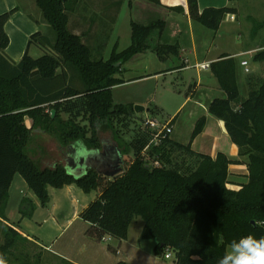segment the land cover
<instances>
[{"label":"trees","instance_id":"16d2710c","mask_svg":"<svg viewBox=\"0 0 264 264\" xmlns=\"http://www.w3.org/2000/svg\"><path fill=\"white\" fill-rule=\"evenodd\" d=\"M148 1L159 4V0ZM186 2L189 17L211 30H217L225 17L236 14L234 5L199 11L197 0ZM80 3L81 0H35L55 38L51 40L40 30L33 32L18 61L4 52L9 43L4 24L18 7L0 14V254L8 264H29L25 260L30 257L28 253H20L26 256L20 260L14 251L16 243L26 238L4 222L8 188L15 173L23 178L41 206L48 201V186L60 188L75 183L84 192L97 191L96 198L78 214L90 224L86 231L90 237L99 241L104 236L126 239L130 223L140 217V238L155 241V255L164 256L170 250L174 264H216L231 240L249 233L264 235V78L247 75L248 91L242 97L235 59L223 55L209 64L224 96L212 98L206 111L221 122L236 145V159L221 151L212 157L192 149V140L205 126L204 116L195 121L186 144L166 136L154 145L150 133L139 130L130 142L125 141L112 121L117 118L127 125L136 113L133 105L113 103L111 87L123 82L115 75L135 54L151 49L160 61H166L178 57L179 47L161 41L163 20H130L129 45L118 51L114 44L106 59L95 60L91 46L100 48L101 43L85 42L89 32L75 33L69 26L68 13L81 19ZM170 9L183 11L181 6ZM263 26L264 20L255 21L253 34ZM153 35L157 41L149 46L148 39ZM30 45L43 53L30 56ZM253 60L264 61V49L257 50ZM181 67L182 63L174 61L167 70ZM77 108H83L87 124L75 120ZM34 130L53 136L61 147L79 142L92 151L101 149L100 135L109 131L119 150L122 170L107 177L88 168L75 177L58 161L41 167L27 152ZM146 145L144 158L141 150ZM175 151L184 152L193 163L173 161ZM153 159L163 163L152 165ZM233 163H243L247 168L246 178L237 188H231L228 180L229 165ZM26 204L28 209L21 214L30 217L34 208Z\"/></svg>","mask_w":264,"mask_h":264},{"label":"crops","instance_id":"0c3cea01","mask_svg":"<svg viewBox=\"0 0 264 264\" xmlns=\"http://www.w3.org/2000/svg\"><path fill=\"white\" fill-rule=\"evenodd\" d=\"M246 1H249L248 5L252 10V13L250 14L260 17L261 19L262 15H264V0ZM238 3L239 0H236L234 3H230L228 0H197L199 11L206 7H222L228 5H234L236 7V14L233 15V18H230L229 16L225 17L217 30H211L189 17L186 0H159V4L150 2L148 0H81L79 8L81 13L80 20L82 23L81 29L89 33L92 31L111 32V30H113L118 24L119 15L123 8L127 10L128 15L130 16L129 21L133 20L138 23H148L157 19L163 20L165 22V26L160 39L163 43L177 44L179 47L178 57L168 58L166 61H160L156 54L153 55L142 52L135 54L131 57V59L134 57H137V59H146L148 56H151L153 62H156L155 69L152 70L155 75L169 73L173 74L178 72L181 73L184 70L193 68L196 72L198 80L193 84V99L190 98V110L195 108L198 109V106L204 109L206 114H202V116L206 118L207 122V119L209 118V114L206 111L208 102L214 97L224 96V92L219 88L217 80L212 75L210 68H199L195 66L196 64H210L211 62L220 59V57L223 55L233 57L236 62V76L239 92L241 91L240 89L243 91L245 88V91H243L245 95H247L248 91L246 84L247 75L250 74L256 77V79L264 78V61L253 60L254 53L257 50L264 49V26L260 28L256 34H253L251 31V26L249 25L250 21L247 20V18L251 15H241V18L243 16L246 22V42H242L244 39L242 30L241 33H239L240 31H237L238 35L235 36L232 33L233 30L226 29L224 27V22L227 21L228 18L229 20H235L237 18L239 9L237 5ZM175 6H181L183 11L179 12L170 9L171 7ZM14 7L18 8L10 15L9 19L4 24V30L9 39V43L4 52L11 60L18 61L21 59L26 49L29 35L38 30L41 31V27L44 23L40 15L41 13L35 5V0H0V14L13 9ZM77 29L78 28L74 27L73 31L78 33ZM115 44L117 46V43ZM32 46L34 45L29 46L28 53H30ZM245 54H250V57L253 60L251 67H249L248 60L243 57ZM39 55H41V53ZM243 60L247 62L246 66L240 65V62ZM174 61L182 63L183 67L171 70L164 68L165 62H171L172 64ZM245 67L248 69L247 72H245ZM184 102L185 100L182 103ZM215 119V126L218 130H220L223 136L225 148L221 149V144L215 141V139H212V141L210 140L209 142V146L202 149L204 151H202V153L207 152L206 154L214 157L218 151H221L229 158L236 159L238 157L237 147H234L233 144L229 143L227 134L225 133L221 122L217 118ZM171 139L174 140L172 137ZM110 146L114 148V153H116L117 156H120L117 146L115 144ZM65 147L69 150L68 155H70L71 159L69 158V161L67 162L65 156L60 153L62 158L57 161L61 162L65 166L66 170H70L74 173H77L76 171L79 169L75 164L76 161L73 159V157L76 155L75 150L77 149L80 151L79 154H92L95 152L87 149L79 142L71 143L67 146H64V148ZM58 151L60 152V149ZM101 151L97 150V152ZM110 155L111 154L109 153L107 156ZM55 162L50 165H44L51 166ZM83 173L84 172H82V174ZM246 175L247 168L245 164H230L228 179L229 186L238 187L240 181L245 180ZM8 197L4 210V222L12 225L10 222H8V220H6V217H8L6 210ZM32 216L33 212L30 217L22 215L20 220H18V223H23L21 221L22 219L27 217L31 218ZM50 221L51 222L47 223L45 229L43 231L40 230L37 232V234L36 232L34 234L25 232L20 224H17L16 226L13 225V227L29 241L35 242V244L39 245L52 255H55L56 257H59L65 262L71 264H113L118 261H125L129 264H170L166 261H160L159 256L153 253L152 249L155 243H151V246L150 248L148 247V250L142 249V242L146 239H141L140 237L137 238L135 243H133L132 246H130L126 251H122L119 248L122 245V239L119 240L115 246L108 244L107 249L115 254L113 257H110L109 255L100 256V252H98L94 247L95 243L99 242V240L90 237L86 232L90 225L88 222L83 220V222L86 223H78L76 228H72V219L68 220L64 226L62 225V227L59 226L57 219L50 218ZM59 229V234H51V236L49 235L51 238H46L49 237L48 233L50 230L57 231ZM64 232H66V237L62 241H58L63 236L61 234ZM110 238L111 237L104 241H109ZM44 239H47L46 241L48 244L39 242V240L42 241ZM123 240L124 243L128 242V234L126 239ZM120 253H122L123 256H121V259L119 256H117ZM171 257L172 255L169 258ZM118 258L120 260H117ZM171 264H174V261H172Z\"/></svg>","mask_w":264,"mask_h":264},{"label":"rangeland","instance_id":"374dc122","mask_svg":"<svg viewBox=\"0 0 264 264\" xmlns=\"http://www.w3.org/2000/svg\"><path fill=\"white\" fill-rule=\"evenodd\" d=\"M249 1L239 0L238 5V14L235 20H228L224 22V27L226 29L233 30L232 33L237 36V31H243L244 39L242 42H246L245 38V18H241V15L252 13V10L249 7ZM79 14V13H78ZM41 15V14H40ZM69 16V26L73 29L78 28L77 32L81 33V20L80 17L75 13H68ZM42 18V15H41ZM130 16L127 13L125 8L122 9L119 15V22L116 27L110 31L106 32H97L92 31L89 34H86L84 41L94 45L95 43L100 44V48H95L91 46L92 58L95 60L106 59L109 56L112 46L117 43V50L120 51L126 48L130 43V26H129ZM264 18V15H262ZM260 17L249 16L247 18L250 21L249 25L251 26V31L253 29L255 21H263L264 19ZM43 20V18H42ZM240 21V22H239ZM43 26L41 27V32L48 35L51 40H54L55 34L51 27L43 20ZM83 27V26H82ZM157 41L156 36L153 35L148 39L149 46L153 45ZM252 42V41H250ZM40 50V51H39ZM42 54L43 51L37 47L32 46L30 50V55L32 57H38L39 54ZM143 53L153 54L154 51L151 49L146 50ZM153 57V56H152ZM249 62V67L253 60L250 57V54L243 55ZM131 59V58H130ZM127 60L123 64V70L117 73L115 76L123 80L122 83L116 84L111 87V95L114 104H123V105H140L144 109L135 112L136 115H133L128 119L127 125H122L117 118L113 119V126L117 130L119 137L125 141L130 142L136 131H145L148 133L149 129L142 122L145 117H154L159 120H167L175 117L172 124V131L170 137H172L176 142L186 144L189 141L190 133L194 127L195 121L206 114L205 110L198 106V109L190 110V98L193 99V84L198 80L196 72L193 68L184 70L183 72L173 73V74H159L155 75L152 70L155 69L156 62H153L151 56H148L146 59L134 57L131 60ZM156 59V58H154ZM156 61V60H154ZM172 66L171 62H165L164 68H170ZM240 95L245 97V88L240 89ZM185 100L184 103H182ZM182 103V104H181ZM78 109V114L74 116L75 120L80 124H87L86 117L83 116V108ZM63 117H66L67 114H63ZM73 116V115H72ZM215 118L209 114V118L202 130L193 140L192 147L195 151L202 152L204 148L209 146L210 140L215 139L219 144H221V149H224V139L220 132L215 126ZM26 124L30 125V119L26 118ZM149 134V133H148ZM102 140V146L114 145L115 142L109 131L103 132L100 135ZM228 137V136H227ZM151 140V139H150ZM229 143L233 144L228 137ZM236 147L235 144H233ZM59 143L57 139L53 136L41 133L39 130L33 131V138L31 144L29 145L27 152L30 156L35 157L39 165L45 166L50 165L53 162L59 160L61 157L59 150ZM110 150L111 160H114L117 155L114 153V148ZM147 145L142 148L141 154L144 158L146 155ZM204 152V151H203ZM207 153V152H206ZM173 161L186 160L192 161L189 159L187 154L184 152L175 151L172 155ZM162 164L160 160L153 159L151 164L154 163ZM68 172V171H67ZM78 172V170L76 171ZM78 175L81 173L78 172ZM244 182V180H241ZM231 188H237L236 186ZM48 201L46 206H41L37 197L33 192L26 186L23 178L15 173L11 185L9 187V197L7 203V216L8 222L13 225L20 224L25 232L34 234L43 231L47 223L51 222L50 218H55L59 222V226L62 227L66 222L72 219V228H76L78 223H86L78 216L80 210L85 207L88 202L92 201L97 196V191L90 190L89 192H84L79 188L75 183L69 185H64L60 188L48 186ZM26 203L32 204L33 216L31 218H24L21 221L23 223H18V220L22 217L21 213L25 212L28 209ZM9 218V219H8ZM45 220V221H44ZM143 225V220L140 217H135L129 225L128 228V242L124 243L122 239V245L119 248L122 251H126L133 243L140 237V228ZM2 225V220L0 221V228ZM50 230L48 236L51 234H59V230ZM1 232V229H0ZM54 232V233H53ZM63 235L58 241H62L66 237V232L62 233ZM3 235L0 234V243L2 242ZM46 238H51V237ZM27 242H26V241ZM22 240L23 242L16 243L14 247L15 255L20 260L25 259L26 256H20V253H28L30 256L28 259H25L29 264H67L64 260L55 255H52L48 251L41 248L39 245L35 244L33 241L28 239ZM44 240H39L43 244H48ZM119 240L111 237L109 241H102L95 243V249L100 252L101 255H109L113 257L115 253L107 249V245L111 244L115 246ZM124 243V244H123ZM142 249L148 250L151 243H155L153 239H146L142 242ZM35 253L38 255L34 256ZM172 257L164 259V256H159L160 261H166L172 263L173 253L171 252ZM120 259L123 257L122 253L117 255ZM122 256V257H121ZM119 258L117 260H120ZM116 260V259H112ZM115 262V261H110Z\"/></svg>","mask_w":264,"mask_h":264},{"label":"clouds","instance_id":"9594fccd","mask_svg":"<svg viewBox=\"0 0 264 264\" xmlns=\"http://www.w3.org/2000/svg\"><path fill=\"white\" fill-rule=\"evenodd\" d=\"M0 264H8L2 254ZM216 264H264V235L249 233L231 240Z\"/></svg>","mask_w":264,"mask_h":264},{"label":"water","instance_id":"95a60500","mask_svg":"<svg viewBox=\"0 0 264 264\" xmlns=\"http://www.w3.org/2000/svg\"><path fill=\"white\" fill-rule=\"evenodd\" d=\"M65 1V0H62ZM134 111L137 113L144 108L140 105H134L133 106ZM54 114V110H52V115ZM112 146H103V149L101 152H97V150L92 153H86V154H79L80 151L77 149L75 150L76 155L73 157V159L76 161V165L78 166V172L81 173L85 172L88 168H94L98 173L107 176V177H113L116 174L120 173L121 168V160L120 156H117L114 160H111V156L109 155V152ZM68 173L74 175L75 177L80 176L77 173L71 172L70 170H67Z\"/></svg>","mask_w":264,"mask_h":264},{"label":"built area","instance_id":"2783aa9c","mask_svg":"<svg viewBox=\"0 0 264 264\" xmlns=\"http://www.w3.org/2000/svg\"><path fill=\"white\" fill-rule=\"evenodd\" d=\"M230 18H233V16H229ZM247 62L245 60L240 62L241 66H246ZM195 66L199 67V68H208L209 67V63H199L196 64ZM248 69L247 67H245V72H247ZM170 120L171 119H167V120H159L156 119L154 117H145L143 118L142 122L147 126V128L149 129V133L151 135V142L152 144H158L163 138H165L166 136H169V134L172 131V125L170 124ZM148 147V145H147ZM155 166H158L159 163H154ZM109 239L108 236H104L102 237L101 240H107ZM171 256V251L170 250H166L164 257L165 258H169Z\"/></svg>","mask_w":264,"mask_h":264},{"label":"flooded vegetation","instance_id":"af4514ba","mask_svg":"<svg viewBox=\"0 0 264 264\" xmlns=\"http://www.w3.org/2000/svg\"><path fill=\"white\" fill-rule=\"evenodd\" d=\"M103 147V146H102ZM101 147V149L99 150V151H101L103 148ZM60 153L63 155V156H65V158L67 159V162L69 161V158H70V155H68V152H69V150L68 149H66V147L64 148V147H61L60 146ZM71 159V158H70Z\"/></svg>","mask_w":264,"mask_h":264}]
</instances>
